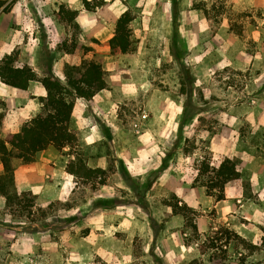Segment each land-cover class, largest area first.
Here are the masks:
<instances>
[{
  "label": "rangeland",
  "instance_id": "1",
  "mask_svg": "<svg viewBox=\"0 0 264 264\" xmlns=\"http://www.w3.org/2000/svg\"><path fill=\"white\" fill-rule=\"evenodd\" d=\"M90 6L0 0V13L15 10L18 21L24 12L35 16L31 32L54 39L55 48L78 46L72 64L97 52L108 86L124 76L144 79L133 97L110 107L115 141L94 150L78 138L54 147L67 172L58 185L19 187L11 160L12 172L0 176V264H181L193 256L211 264L212 252L226 264H264V0ZM124 12L132 18L131 47L110 54L108 41ZM56 23L65 32L59 40ZM234 53L245 66L231 65ZM91 154L102 155L95 168L104 174L67 171L68 160L86 164ZM225 159L239 175L212 186L211 170ZM222 200L238 211L218 212L214 205ZM199 246H206L203 254Z\"/></svg>",
  "mask_w": 264,
  "mask_h": 264
},
{
  "label": "crops",
  "instance_id": "2",
  "mask_svg": "<svg viewBox=\"0 0 264 264\" xmlns=\"http://www.w3.org/2000/svg\"><path fill=\"white\" fill-rule=\"evenodd\" d=\"M14 11L0 13V61L5 56L16 53V65L30 67L37 78L50 76L64 80L65 70L63 71V68L67 65H74L72 58L80 49L55 48L53 46L54 39L49 41L37 34V29L35 34L31 32L35 16H28L24 12L25 14L23 13L22 18L18 21L17 17L13 15ZM60 26L52 28L55 29L58 40L65 33L62 28V32L58 30ZM94 53L97 52L91 53L90 59ZM86 57L87 55L83 56V58ZM231 65L236 68L245 66V57L242 58L241 54L234 53L233 57L231 56ZM143 80V76L138 75L121 77L107 88L98 91L90 99L76 98L71 113L70 129L75 132L81 145H84L87 150H94L104 146V140L107 138L112 137L115 141V136L118 135V123L110 107L125 98L133 97L138 89L144 86ZM45 95L46 89L38 80H31L26 89H19L6 84L0 78V125L2 131L18 132L22 125L31 118L37 114H44L45 110L41 99ZM58 156L56 149L49 145L46 149L37 152L36 159L30 163H23L18 158H12L13 176L17 185L23 189L33 188L37 184L46 186L45 189L48 187L46 184L49 183L58 185L66 172L65 165L60 163L61 160ZM101 156V154L99 156L89 155L86 165L90 168L101 165ZM3 174L4 166L0 159V176ZM214 206L218 212L230 215L237 212L239 208L231 200L217 201ZM193 258L196 256L191 259Z\"/></svg>",
  "mask_w": 264,
  "mask_h": 264
},
{
  "label": "trees",
  "instance_id": "3",
  "mask_svg": "<svg viewBox=\"0 0 264 264\" xmlns=\"http://www.w3.org/2000/svg\"><path fill=\"white\" fill-rule=\"evenodd\" d=\"M91 0H83L84 7L91 9ZM131 16L124 12L115 22L112 37L109 39L110 54H125L131 47V29L129 23ZM210 34L214 30L211 28ZM77 48L78 46H74ZM85 50L88 46L80 45ZM96 57V59H95ZM102 56L94 53L88 61L84 60L80 65H67L65 67L64 78L66 83H62L56 78L45 76L37 78L32 69L26 65L17 66V54L5 56L0 61V78L6 84L26 89L31 80H38L46 89V95L42 97L44 114H37L28 122L22 125L18 132L6 131L5 137L0 139V159L3 162L4 173L10 174L12 158L21 159L23 163L33 160L35 153L46 149L52 145L57 150L63 147H71L77 140L76 134L70 129V119L76 98L90 99L98 91L108 87L105 71L102 68ZM127 77V76H124ZM77 161L68 160L66 169L68 172L84 174L86 177L101 175L105 172L99 168H90L83 163V160L75 156ZM206 168L205 170H207ZM213 178H210L212 186L220 187L231 179L238 177L239 169L231 160H223L217 168H212ZM104 183V180H102ZM0 189H2L0 185ZM209 187L207 186V191ZM234 236L243 240L237 234ZM206 247V246H205ZM205 247L199 246V251L203 254ZM211 247V245H207ZM211 264H226L218 254L212 252L208 256ZM181 264H202L198 258H193Z\"/></svg>",
  "mask_w": 264,
  "mask_h": 264
}]
</instances>
